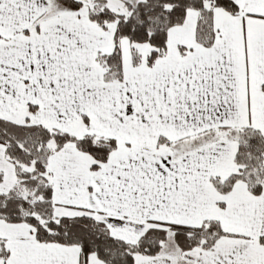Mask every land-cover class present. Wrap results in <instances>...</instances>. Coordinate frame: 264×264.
I'll use <instances>...</instances> for the list:
<instances>
[{
  "label": "snow or ice",
  "instance_id": "1",
  "mask_svg": "<svg viewBox=\"0 0 264 264\" xmlns=\"http://www.w3.org/2000/svg\"><path fill=\"white\" fill-rule=\"evenodd\" d=\"M0 264H264V0H0Z\"/></svg>",
  "mask_w": 264,
  "mask_h": 264
}]
</instances>
